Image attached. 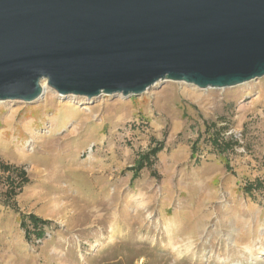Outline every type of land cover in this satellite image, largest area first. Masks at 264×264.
Instances as JSON below:
<instances>
[{
    "label": "rangeland",
    "instance_id": "1",
    "mask_svg": "<svg viewBox=\"0 0 264 264\" xmlns=\"http://www.w3.org/2000/svg\"><path fill=\"white\" fill-rule=\"evenodd\" d=\"M0 264H264V77L0 102Z\"/></svg>",
    "mask_w": 264,
    "mask_h": 264
},
{
    "label": "water",
    "instance_id": "2",
    "mask_svg": "<svg viewBox=\"0 0 264 264\" xmlns=\"http://www.w3.org/2000/svg\"><path fill=\"white\" fill-rule=\"evenodd\" d=\"M264 77V0H0V102Z\"/></svg>",
    "mask_w": 264,
    "mask_h": 264
},
{
    "label": "trees",
    "instance_id": "3",
    "mask_svg": "<svg viewBox=\"0 0 264 264\" xmlns=\"http://www.w3.org/2000/svg\"><path fill=\"white\" fill-rule=\"evenodd\" d=\"M220 135H221V132L218 131L217 134H215L213 136V141L214 143L216 144V147L217 148H221L222 151H225V150H229L231 148H233V145L235 144V142H232V141H227L226 143H223L221 142V139H220ZM161 147L159 148H154L149 154L145 155L142 160H141V164L139 166V169H142L144 168V166H149L151 165V157L152 156H156L160 151H161ZM10 168L6 167L5 170L8 171ZM21 183L22 184H27L28 183V178L26 176V173L25 172H21ZM260 184V183H259ZM255 189V187L253 185H247L245 187V190L249 193V194H252L253 190ZM14 191V190H13ZM12 193L14 192H11V195ZM48 222L46 221H43L42 219L38 218L37 216L35 215H30V216H25L22 218V226L27 229L26 231V238L27 239H31V233H33L35 235V237H38V238H41L43 237V230H41V227H43L45 224ZM29 224L32 225L33 227V230H30L29 228ZM40 228V230H39Z\"/></svg>",
    "mask_w": 264,
    "mask_h": 264
},
{
    "label": "bare ground",
    "instance_id": "4",
    "mask_svg": "<svg viewBox=\"0 0 264 264\" xmlns=\"http://www.w3.org/2000/svg\"><path fill=\"white\" fill-rule=\"evenodd\" d=\"M42 87L44 89V94H47L48 90H49V87L47 86V83L46 82H42ZM73 95H70L69 97L66 96V98H72Z\"/></svg>",
    "mask_w": 264,
    "mask_h": 264
},
{
    "label": "crops",
    "instance_id": "5",
    "mask_svg": "<svg viewBox=\"0 0 264 264\" xmlns=\"http://www.w3.org/2000/svg\"><path fill=\"white\" fill-rule=\"evenodd\" d=\"M34 215H35V214H34ZM35 216H37V217L40 218V219L45 220V219L43 218V216H41V215H35Z\"/></svg>",
    "mask_w": 264,
    "mask_h": 264
}]
</instances>
